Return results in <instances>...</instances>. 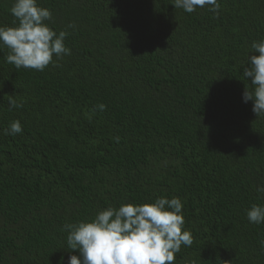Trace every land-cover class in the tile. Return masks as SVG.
I'll return each instance as SVG.
<instances>
[{
	"label": "trees",
	"instance_id": "16d2710c",
	"mask_svg": "<svg viewBox=\"0 0 264 264\" xmlns=\"http://www.w3.org/2000/svg\"><path fill=\"white\" fill-rule=\"evenodd\" d=\"M14 2L0 0V26L18 23ZM37 3L71 55L37 71L0 48V264H67L80 254L66 223L159 197L181 199L193 237L174 264H264V224L247 219L264 205V116L242 99L264 0H219L218 15L173 0ZM15 120L22 133L6 134Z\"/></svg>",
	"mask_w": 264,
	"mask_h": 264
},
{
	"label": "clouds",
	"instance_id": "9594fccd",
	"mask_svg": "<svg viewBox=\"0 0 264 264\" xmlns=\"http://www.w3.org/2000/svg\"><path fill=\"white\" fill-rule=\"evenodd\" d=\"M175 9L193 13L197 8L219 13V0H173ZM11 14L18 23L14 27L0 26V48L7 47L6 62L17 69L43 71L56 60L71 55L64 41L66 30L58 34L47 22L53 21L52 12L40 7L37 0H15ZM68 28H75L71 23ZM255 54L248 57L243 77L251 79V88L245 86L243 102H253L256 117L264 116V40L254 41ZM10 108H21L15 99L9 100ZM106 105L96 109L104 111ZM19 120L10 123L5 133L15 136L22 133ZM258 192L264 193V187ZM183 203L180 198H157L153 203L140 205L122 204L99 211L91 221L66 223L67 249L78 250L79 256L70 255L67 264H174L175 254L181 246L190 247L193 237L184 229ZM249 223L264 224V205L253 204L247 210ZM264 247V241H261ZM63 261V258H62Z\"/></svg>",
	"mask_w": 264,
	"mask_h": 264
}]
</instances>
